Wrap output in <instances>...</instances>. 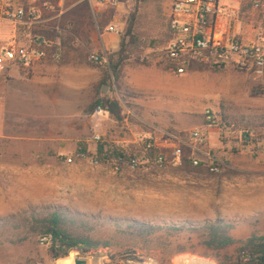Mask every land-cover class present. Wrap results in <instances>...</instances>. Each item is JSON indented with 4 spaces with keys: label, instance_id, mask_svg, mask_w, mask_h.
Returning a JSON list of instances; mask_svg holds the SVG:
<instances>
[{
    "label": "rangeland",
    "instance_id": "obj_1",
    "mask_svg": "<svg viewBox=\"0 0 264 264\" xmlns=\"http://www.w3.org/2000/svg\"><path fill=\"white\" fill-rule=\"evenodd\" d=\"M173 1L119 0L113 14L127 60L149 57L158 63L156 58L170 42ZM135 10L134 30L128 36ZM70 28L67 22L60 31ZM35 39L44 41L35 36L31 41ZM191 69L200 74L199 81L188 83L193 93L170 99V110L159 116L162 123L154 128L128 114L132 105L124 98L121 121L95 112L50 114L46 107L49 114L41 115V121L28 120L38 115H22L26 120L14 132L19 139L0 136V264H75L74 254L89 264H124L116 256L130 249L143 264H236L239 242L254 231L264 235V79L198 61L191 62L187 72ZM208 110L221 119L216 129L206 128ZM192 131L200 132L199 141L190 140ZM184 138L197 150L182 146L178 139ZM100 147L123 151L134 157V164L112 160L93 165ZM160 156L166 165L156 163ZM69 157L73 164L66 163ZM217 165L219 172H213ZM52 209L79 216L88 226L84 235L110 245L85 256L71 252L67 263L52 259L50 245H42L41 236L23 226L31 213ZM207 220H225L232 229L247 227L246 235L234 229L233 246L211 251L203 244L202 230L170 235L160 231L147 240L150 250H143L145 240L126 230L136 221L198 225Z\"/></svg>",
    "mask_w": 264,
    "mask_h": 264
},
{
    "label": "crops",
    "instance_id": "obj_2",
    "mask_svg": "<svg viewBox=\"0 0 264 264\" xmlns=\"http://www.w3.org/2000/svg\"><path fill=\"white\" fill-rule=\"evenodd\" d=\"M24 4L37 9L40 20L18 25L0 23V42L12 41L18 48H24L33 45L31 38L35 36L44 41L50 38L52 43L46 48L47 58L41 63L29 70L16 67L0 76V136L3 138L19 139L14 132L20 130L26 120L23 114L38 115L37 118L28 117L30 122L41 121V115L49 114L48 111L50 114H92L95 110L91 112L90 108L98 96L116 98L121 105L122 99H128L132 105L127 108L128 114L154 128L155 124L162 123L159 116L170 110V99L193 93L188 90V83L200 79L196 69L177 75L159 63L127 60L121 70L118 88L113 78L104 83L106 75L110 74L108 54L119 50L120 37L114 33L101 34L98 25H102L101 28L116 26L118 17L113 14L116 9L107 8L98 0H57L51 7L39 0H24ZM220 5L232 16L221 19L223 32L244 42L254 41L261 34L264 37L263 14L254 9L251 0H220ZM67 22L71 27L69 30L61 32L57 29ZM5 37L7 40L3 41ZM92 54L104 57L107 62L102 65L92 63ZM55 55L58 60H54ZM113 93L124 94L113 97ZM46 107L52 111L45 110ZM105 116L108 118L109 113ZM246 228L234 227L231 236L234 229L246 235ZM253 235H256L255 231Z\"/></svg>",
    "mask_w": 264,
    "mask_h": 264
},
{
    "label": "built area",
    "instance_id": "obj_3",
    "mask_svg": "<svg viewBox=\"0 0 264 264\" xmlns=\"http://www.w3.org/2000/svg\"><path fill=\"white\" fill-rule=\"evenodd\" d=\"M28 1V0H27ZM43 1L47 7L57 0ZM107 8L117 9L119 0H98ZM254 9L263 14L261 28L264 31V0H251ZM223 17L231 18L226 7L220 5V0H174L168 14V31L170 42L166 49L156 58V61L165 69L183 75L187 72L188 65L193 61L206 63L216 68H231L253 76L255 79H264V37L261 34L256 40L244 42L237 36H230L222 31L220 21ZM40 20L37 9L26 6L24 0H0V23H11L14 25L26 22L36 23ZM60 30L59 27H57ZM100 33H114L120 35V29L115 26L99 28ZM28 47L18 48L16 43L8 42L0 48V76L6 74L13 68L29 70L36 64L47 58L46 48L50 45L42 40L35 39ZM54 56V60H58ZM149 57L143 58L142 62L149 61ZM90 61L96 65L105 64L107 61L98 54H92ZM95 115L105 117L108 112L98 108ZM205 125L208 130H213L221 125V119L212 111L204 114ZM199 131L190 133V140L199 141ZM100 140V137H96ZM188 138L178 139L182 146L192 150L197 147L192 145ZM180 154V151L177 152ZM83 157L82 154L78 155ZM74 159H66L67 164H73ZM99 160L92 159L93 165H98ZM159 166L166 165L164 157L157 158ZM134 164V161H133ZM195 166L199 165L197 160L193 161ZM213 172H219V167L213 166ZM50 236L40 238L42 245L51 244Z\"/></svg>",
    "mask_w": 264,
    "mask_h": 264
},
{
    "label": "trees",
    "instance_id": "obj_4",
    "mask_svg": "<svg viewBox=\"0 0 264 264\" xmlns=\"http://www.w3.org/2000/svg\"><path fill=\"white\" fill-rule=\"evenodd\" d=\"M138 1V0H136ZM136 10L130 15L126 35L130 36L134 30ZM128 59L127 49L120 41L119 50L108 57L109 73L106 75L104 83L113 80L117 83L123 66ZM101 108L106 110L115 121L123 120V108L116 98L98 96L90 108L93 112ZM97 159L100 162H110L112 160L124 161L133 164L134 157L127 156L123 151L104 149L100 147L97 151ZM80 223V224H79ZM120 225V224H119ZM23 226L29 228L35 235L50 236L51 244L48 249L49 256L54 260H63L67 263L69 254L76 252L80 256L87 255L90 251H97L100 248H107L110 244L101 241H94L89 236L84 235L87 224L79 216L72 215L64 210L52 209L47 212H33L23 221ZM91 230V229H90ZM128 234L142 238L145 244L142 249L150 250L149 242L156 232L181 233L183 231H203V244L211 251H220L233 246L236 241L231 236V223L225 220H207L202 224H157L134 222L126 227ZM117 261L124 264L138 262L143 264L142 259L136 255L134 249L119 253ZM236 264H264V235H253L250 238L240 241L237 249Z\"/></svg>",
    "mask_w": 264,
    "mask_h": 264
},
{
    "label": "water",
    "instance_id": "obj_5",
    "mask_svg": "<svg viewBox=\"0 0 264 264\" xmlns=\"http://www.w3.org/2000/svg\"><path fill=\"white\" fill-rule=\"evenodd\" d=\"M105 88H106V86H105ZM105 88H104V89H105ZM103 92H105V90H103ZM74 263H75V264H88V259H86V258L76 257V258L74 259Z\"/></svg>",
    "mask_w": 264,
    "mask_h": 264
},
{
    "label": "bare ground",
    "instance_id": "obj_6",
    "mask_svg": "<svg viewBox=\"0 0 264 264\" xmlns=\"http://www.w3.org/2000/svg\"><path fill=\"white\" fill-rule=\"evenodd\" d=\"M74 254V253H73ZM76 257H75V254L74 255H72V259H73V261H74V259H75ZM184 259V258H183ZM186 259V258H185ZM189 259V258H188ZM182 260V259H181ZM183 261H185L184 263H182L181 261H180V263L179 264H191V263H193V264H202L201 262H199V261H196V260H193V261H187V260H183ZM89 264V263H88Z\"/></svg>",
    "mask_w": 264,
    "mask_h": 264
}]
</instances>
